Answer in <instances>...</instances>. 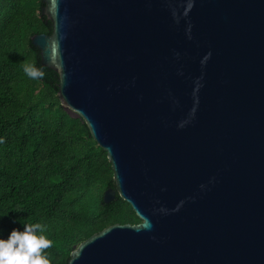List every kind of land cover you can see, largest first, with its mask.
I'll return each instance as SVG.
<instances>
[{
	"label": "water",
	"instance_id": "1",
	"mask_svg": "<svg viewBox=\"0 0 264 264\" xmlns=\"http://www.w3.org/2000/svg\"><path fill=\"white\" fill-rule=\"evenodd\" d=\"M32 43L138 223L68 264H264V0H42Z\"/></svg>",
	"mask_w": 264,
	"mask_h": 264
},
{
	"label": "trees",
	"instance_id": "2",
	"mask_svg": "<svg viewBox=\"0 0 264 264\" xmlns=\"http://www.w3.org/2000/svg\"><path fill=\"white\" fill-rule=\"evenodd\" d=\"M42 0H0V237L24 222L41 223L51 246L49 264H68L74 245L116 222L140 221L117 192L107 153L81 117L59 99V75L41 62L32 43L51 33ZM34 63L45 73L23 72Z\"/></svg>",
	"mask_w": 264,
	"mask_h": 264
},
{
	"label": "clouds",
	"instance_id": "3",
	"mask_svg": "<svg viewBox=\"0 0 264 264\" xmlns=\"http://www.w3.org/2000/svg\"><path fill=\"white\" fill-rule=\"evenodd\" d=\"M23 72L33 80L45 75L34 63H25ZM23 224L22 230L13 229L6 238L0 237V264H49L43 251L51 246L45 227L39 222Z\"/></svg>",
	"mask_w": 264,
	"mask_h": 264
}]
</instances>
